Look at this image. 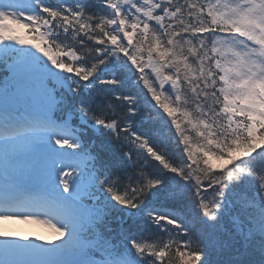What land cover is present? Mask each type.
Instances as JSON below:
<instances>
[{
	"label": "snow or ice",
	"instance_id": "6c2138e0",
	"mask_svg": "<svg viewBox=\"0 0 264 264\" xmlns=\"http://www.w3.org/2000/svg\"><path fill=\"white\" fill-rule=\"evenodd\" d=\"M0 264H264V0H0Z\"/></svg>",
	"mask_w": 264,
	"mask_h": 264
},
{
	"label": "bare ground",
	"instance_id": "6f19581e",
	"mask_svg": "<svg viewBox=\"0 0 264 264\" xmlns=\"http://www.w3.org/2000/svg\"><path fill=\"white\" fill-rule=\"evenodd\" d=\"M6 227H8L10 230H13L17 232L18 234H27L30 237H34L36 235V231L29 227L28 223L25 221H18V222H8L6 224ZM45 238H52L53 233L50 231H47L44 234Z\"/></svg>",
	"mask_w": 264,
	"mask_h": 264
},
{
	"label": "rangeland",
	"instance_id": "374dc122",
	"mask_svg": "<svg viewBox=\"0 0 264 264\" xmlns=\"http://www.w3.org/2000/svg\"><path fill=\"white\" fill-rule=\"evenodd\" d=\"M28 225H31V226H34V227H36L37 228V230L38 229H45L46 227L44 226V225H41V224H38V223H34V222H28ZM47 229V228H46ZM41 234H43V233H39L38 235H40L41 236Z\"/></svg>",
	"mask_w": 264,
	"mask_h": 264
}]
</instances>
